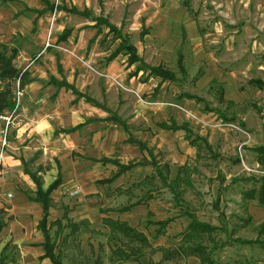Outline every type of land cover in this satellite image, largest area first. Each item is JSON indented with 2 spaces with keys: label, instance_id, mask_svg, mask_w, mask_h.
I'll return each mask as SVG.
<instances>
[{
  "label": "rangeland",
  "instance_id": "obj_1",
  "mask_svg": "<svg viewBox=\"0 0 264 264\" xmlns=\"http://www.w3.org/2000/svg\"><path fill=\"white\" fill-rule=\"evenodd\" d=\"M96 17L116 25L144 65L123 52L109 58L119 40ZM1 42L20 45V70L50 52L41 83L74 88L54 137L33 139L0 174L6 264H51L39 257L42 211L24 167L43 181L61 171L46 228L64 264H264V203L246 195L264 178V0H0ZM155 65L174 77L151 74ZM77 107L90 116L79 138L64 130ZM102 156L137 164L119 174Z\"/></svg>",
  "mask_w": 264,
  "mask_h": 264
},
{
  "label": "trees",
  "instance_id": "obj_2",
  "mask_svg": "<svg viewBox=\"0 0 264 264\" xmlns=\"http://www.w3.org/2000/svg\"><path fill=\"white\" fill-rule=\"evenodd\" d=\"M70 11L81 13V11H78L75 8L70 9ZM95 24L96 25L104 24L108 28V32L113 33V36L119 40L117 43V46L112 51V53L109 55V58H113L114 56L123 52L127 56L126 58L129 64L140 62L144 65L143 59L141 58V56H139L135 45L131 43V41L122 34L120 29L116 25L112 24L111 22H109L107 19L103 17H96ZM68 35H69V32L63 31L62 36L60 38L66 39ZM17 52H18V48L15 45L9 44V43H0V114L11 111L13 109L15 105V102L13 99L14 91L16 89L17 83H18V87L22 89L23 86L29 80L28 71L26 69L25 70L18 69L16 65L13 63V59L15 58ZM177 61H178V65L180 69L183 70L181 54L178 55ZM141 68H142V65L139 67L137 66L136 69L139 70ZM149 69H150L151 74L155 76H160L161 79H171L172 77H174V74L172 73V71L162 67L161 65H155V66L150 67ZM52 81L59 87L64 86L66 89L73 88V86L69 85V83H67L64 79L57 81L53 78ZM74 92L79 93L75 90ZM86 100L92 101V99H89V97H86ZM115 120L119 121L118 118H116ZM84 123H81L74 127H68L64 130L65 132L73 131L79 128V126H81ZM158 124L163 128L178 129L182 127L176 124L167 125L165 122H159ZM135 142L141 145L140 141L136 140ZM142 146L145 147L144 144H142ZM256 149L260 153V155H264V144L257 146ZM98 160H100L101 162L110 161L114 163L118 167L117 172L119 174L121 172L128 170L130 166H132V164H137V162L122 163L116 158H111V157H106V156H102ZM22 171L28 174L31 180L33 181V183L35 184L36 188L34 190L32 200L40 203L41 210H42V216L40 217L38 221V227L41 229L44 239L42 243H40L43 249V253L39 255V257L48 258L51 264H64L59 259V256L55 251V243L54 241L50 240V235L46 228L47 216L49 215V208L52 202L51 192L61 184L62 182L61 174L59 172L56 178L52 180L45 188H43L42 177L41 175L38 174L39 170L30 171L26 167H24ZM116 176L117 175H113L111 178H114ZM109 179L110 178H106L104 179V181L105 180L108 181ZM255 193L257 194L259 203H264V178H262L261 183L256 190L250 189L249 191L246 192V195L249 198H253ZM110 221H109V224L111 226H115L118 230L140 237L139 233L136 232L134 228L127 225L125 222H121V221L117 222L116 220H112V219ZM192 223H194L195 226L204 228V229L213 228V226L207 225L205 223L195 222L193 220H192ZM5 224H6L5 217L1 215V210H0V232L2 228L5 226ZM261 229L264 232V226ZM5 248H6V245L3 247L2 251L0 252V264H6L7 262H13L12 257L9 258L8 255H5V253H3ZM119 252L123 253L122 250H119ZM211 262L212 264H215L214 261H211Z\"/></svg>",
  "mask_w": 264,
  "mask_h": 264
},
{
  "label": "crops",
  "instance_id": "obj_3",
  "mask_svg": "<svg viewBox=\"0 0 264 264\" xmlns=\"http://www.w3.org/2000/svg\"><path fill=\"white\" fill-rule=\"evenodd\" d=\"M13 45H15L19 51L20 45H18L17 43ZM48 53L44 54L39 60H37V62H35V64H32L31 69L27 70L29 80L22 88L23 93H22L20 106L13 113L12 120L8 125V130H7L8 143L7 146L5 147L4 156L1 160V166L3 169H8L9 171L10 170L12 171L15 168H17V164L20 163L21 161V157H20L21 153L22 152L25 153L26 149L29 147V143L33 139L37 140L42 145L46 146L47 145L46 142L49 141L52 137H54V131L57 130L54 128L55 126L54 123L57 120L56 117H58L59 115L58 112L62 110L61 102L64 104L63 108L69 106L68 102L66 104L65 101L62 99L63 94L67 92V89L64 86H60V87L57 86L56 84H54L52 79L49 82L47 81L48 83L46 82L41 83V80L44 79V77L46 76L47 72L50 69V65L47 62ZM22 57L27 58L26 55L24 54L22 55ZM55 64L56 61H54L53 64L54 68H55ZM57 67H58L57 69H61L60 65H57ZM51 87H53L52 94H55L53 102L51 100L52 99L51 94L49 95L47 92L48 90H50L49 88ZM67 110L69 111L68 127H74L76 125L84 123L87 119H90V116L87 115V113L81 114V111L78 107L74 108L73 110L68 108ZM98 115L101 116V114ZM79 129L80 126L79 128L73 131L65 132V133H70L72 136H76L79 138L81 133L80 132L81 129L80 130ZM40 172L41 171L39 170L38 171L39 175H41ZM59 172L61 174V171H58L57 174ZM22 174L24 176L23 178L26 177L30 178L28 174L24 172ZM42 181H43V177H42ZM51 181H43L42 184L43 188H45ZM56 189H54L53 191H55ZM38 204L41 209L40 203Z\"/></svg>",
  "mask_w": 264,
  "mask_h": 264
},
{
  "label": "built area",
  "instance_id": "obj_4",
  "mask_svg": "<svg viewBox=\"0 0 264 264\" xmlns=\"http://www.w3.org/2000/svg\"><path fill=\"white\" fill-rule=\"evenodd\" d=\"M22 89L18 87V83L16 86V89L14 91V102L15 105L13 109L9 112H5L0 114V174L4 172V169L1 166V160L4 156L5 147L7 146L8 140H7V134H8V125L10 121L12 120L13 113L18 109L20 106V100L22 96ZM76 192V190L74 191ZM10 196L11 194L8 193Z\"/></svg>",
  "mask_w": 264,
  "mask_h": 264
}]
</instances>
